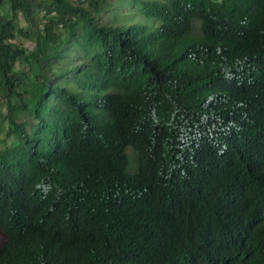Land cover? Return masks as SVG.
<instances>
[{
    "label": "trees",
    "instance_id": "16d2710c",
    "mask_svg": "<svg viewBox=\"0 0 264 264\" xmlns=\"http://www.w3.org/2000/svg\"><path fill=\"white\" fill-rule=\"evenodd\" d=\"M118 2L0 0V264H264V0Z\"/></svg>",
    "mask_w": 264,
    "mask_h": 264
},
{
    "label": "rangeland",
    "instance_id": "374dc122",
    "mask_svg": "<svg viewBox=\"0 0 264 264\" xmlns=\"http://www.w3.org/2000/svg\"><path fill=\"white\" fill-rule=\"evenodd\" d=\"M113 3H114V5H115V7L117 8V6H119L120 7V5H119V3L120 2H118V0H111ZM132 4V5H131ZM130 4V9H133L134 8V6H135V4H136V2H132ZM115 11V14H117V15H119V19H120V22L121 23H123V24H130V23H134V22H140L139 20H140V15H138V14H135L134 15V11H135V9H133V12H131V14L129 13V12H126L125 10H122V9H119V11H118V9H114ZM113 13V12H112ZM109 14V12L108 13H106L105 15H107V17L110 15L112 18H114V16H113V14ZM120 13V14H119ZM116 19V18H115ZM21 24H25V21L21 18ZM23 41L25 40V38L24 37H22L21 38ZM25 43H28L29 41L28 40H25L24 41ZM4 109V108H3ZM0 136H2V137H4L3 136V134L2 133H0ZM6 142L8 143V144H10L11 142H12V137H9V138H7V140H6ZM2 145V143L0 142V146ZM127 152L130 154V156L132 157V155H133V152H132V150H131V148H128L127 149ZM6 241V236H5V234L4 233H2L1 231H0V245H2L4 242Z\"/></svg>",
    "mask_w": 264,
    "mask_h": 264
}]
</instances>
